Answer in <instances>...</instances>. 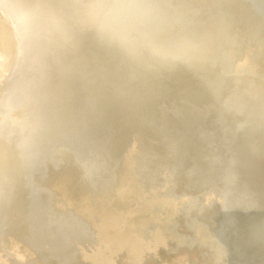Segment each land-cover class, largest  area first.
<instances>
[{
    "label": "bare ground",
    "instance_id": "6f19581e",
    "mask_svg": "<svg viewBox=\"0 0 264 264\" xmlns=\"http://www.w3.org/2000/svg\"><path fill=\"white\" fill-rule=\"evenodd\" d=\"M0 264H264V0H0Z\"/></svg>",
    "mask_w": 264,
    "mask_h": 264
}]
</instances>
